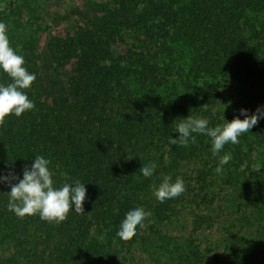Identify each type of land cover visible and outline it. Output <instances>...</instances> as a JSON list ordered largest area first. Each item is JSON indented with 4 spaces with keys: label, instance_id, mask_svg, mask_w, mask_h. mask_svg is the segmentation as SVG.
Masks as SVG:
<instances>
[{
    "label": "trees",
    "instance_id": "16d2710c",
    "mask_svg": "<svg viewBox=\"0 0 264 264\" xmlns=\"http://www.w3.org/2000/svg\"><path fill=\"white\" fill-rule=\"evenodd\" d=\"M46 54L40 75L24 58L35 108L0 127V176L22 179L43 156L55 187L85 184V212L73 208L60 224L19 218L0 183V264H202L211 251L172 224L194 217L192 230L204 229L224 184L239 190L241 212L264 210V117L217 156L206 134L187 147L169 142L189 115L215 127L264 109V0H114L53 33ZM11 82L0 69V84ZM151 162L145 178L139 170ZM163 176L182 178L186 191L158 201ZM136 208L151 216L124 241L117 232Z\"/></svg>",
    "mask_w": 264,
    "mask_h": 264
},
{
    "label": "clouds",
    "instance_id": "9594fccd",
    "mask_svg": "<svg viewBox=\"0 0 264 264\" xmlns=\"http://www.w3.org/2000/svg\"><path fill=\"white\" fill-rule=\"evenodd\" d=\"M24 57L18 55L10 44L7 35V26L0 22V69L11 78V83L0 84V127L5 126L6 118L10 115L20 117L26 111L35 108V104L26 95L36 80V75L29 73L24 67ZM244 119L239 117L232 121L209 127V121L202 117L189 115L181 120L174 131L180 133L179 138H170V144L187 147L195 143L193 133L206 134L212 139V153L217 156L228 143H239V137L250 131L264 117V109L258 108L255 113L248 115L247 109H241ZM133 157H129L131 159ZM231 159V154L219 158L215 171L222 172L223 165ZM50 161L43 156H35L34 163L25 166L23 178L15 175L0 176V183H8L9 202L8 210L14 212L19 218L39 215L42 220L49 223L60 224L67 220L70 211L74 208L78 214H83L84 202L87 197L85 184L79 180L73 184L64 183L61 187L54 186L53 172L49 169ZM157 168L155 162L143 164L140 172L145 178L151 177ZM13 180L18 182L13 183ZM186 191L184 181L177 177L173 183L171 176H163V181L158 188L154 187V195L158 201L179 197ZM74 206V207H73ZM151 216L143 208L129 211L123 219L117 235L124 241H129L137 235V229L144 227V221Z\"/></svg>",
    "mask_w": 264,
    "mask_h": 264
},
{
    "label": "rangeland",
    "instance_id": "374dc122",
    "mask_svg": "<svg viewBox=\"0 0 264 264\" xmlns=\"http://www.w3.org/2000/svg\"><path fill=\"white\" fill-rule=\"evenodd\" d=\"M112 2L114 0H0V22L7 26L13 49L31 64L35 63L39 74L45 66L46 48L53 33L87 24L100 6ZM224 186L222 205L215 203L208 207L204 229L192 230L194 217H186L172 224L171 231L174 229L188 240L195 238L211 251L202 264H264V210L252 213L254 215L241 212L239 190ZM210 214L212 216L208 217ZM212 221L215 225L209 226ZM137 254L146 257L143 251ZM122 255L126 256V251Z\"/></svg>",
    "mask_w": 264,
    "mask_h": 264
}]
</instances>
